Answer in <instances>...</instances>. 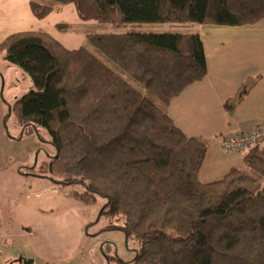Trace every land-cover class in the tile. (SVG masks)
<instances>
[{
    "label": "trees",
    "instance_id": "16d2710c",
    "mask_svg": "<svg viewBox=\"0 0 264 264\" xmlns=\"http://www.w3.org/2000/svg\"><path fill=\"white\" fill-rule=\"evenodd\" d=\"M69 5L80 21L102 27L85 33L86 46L69 50L38 31L0 44L35 86L9 105L10 115L22 137L35 131L55 152L26 169L29 176L79 186L75 198L87 206L102 200V232L139 245L132 264H264V146L240 154L244 168L201 183L208 145L184 135L168 109L207 75L202 39L134 29L253 26L264 21V0L29 1L38 20Z\"/></svg>",
    "mask_w": 264,
    "mask_h": 264
},
{
    "label": "crops",
    "instance_id": "0c3cea01",
    "mask_svg": "<svg viewBox=\"0 0 264 264\" xmlns=\"http://www.w3.org/2000/svg\"><path fill=\"white\" fill-rule=\"evenodd\" d=\"M29 1L0 0V44L13 34L38 31L52 35L69 50L82 47L84 29L63 40L59 37L67 34L54 33L70 32L72 24H78L74 7H57L46 19L38 20ZM55 13L71 19V24L61 23L69 25V30L59 31L55 24L51 31L44 23ZM187 33L202 39L207 75L175 98L168 114L184 135L208 145L199 174L200 182L208 184L243 167V156L224 153L221 139L264 123V21L247 27L192 25ZM18 137L0 131V143L8 147L20 143L21 134ZM32 151L26 159L13 150L0 152V264H22L20 260L82 264L98 245L93 243L99 234L91 227L99 223L100 211L79 202L69 187L29 176L26 169L38 165V160L32 161L38 157L36 147Z\"/></svg>",
    "mask_w": 264,
    "mask_h": 264
},
{
    "label": "rangeland",
    "instance_id": "374dc122",
    "mask_svg": "<svg viewBox=\"0 0 264 264\" xmlns=\"http://www.w3.org/2000/svg\"><path fill=\"white\" fill-rule=\"evenodd\" d=\"M57 7H65V6H57ZM56 7V8H57ZM73 7V6H69ZM71 19H65L62 14L55 13L45 20L44 23L50 25L51 31H54V25L61 23H70ZM71 24V23H70ZM72 31L68 32H58L57 30L54 33L67 34L65 37L60 36V39H67L71 32L79 33L80 30L84 29L86 32H101L102 27L96 22H82L79 21L78 24H72ZM52 26V27H51ZM190 26H180V25H140L134 26L135 31L141 33H187ZM58 29V27H57ZM192 29V28H191ZM80 35V34H79ZM80 37V36H79ZM82 46H86V34L85 40ZM0 131L5 135L12 136L17 139L18 136L22 133V128L18 125L13 115L9 113V105H13L15 100L24 94L30 92L31 90H35V86L31 80V78L22 72L19 68L11 66L8 62L5 61L4 55L0 54ZM40 136L43 138H47V134L45 131L41 130ZM19 138V137H18ZM18 140V139H17ZM36 143L39 145L37 146ZM33 146L36 147V154L38 157L32 158L34 162L38 160V165L45 161H49V157L54 155V149L46 144L41 143L38 135L35 131L31 133L25 134L20 139V143H16L14 146H6L0 143V152H6L13 150L18 155L19 158L26 159L28 155H30L33 151ZM14 147V148H13ZM27 155V156H26ZM208 168V164L206 165V169ZM244 168V167H243ZM264 185V179L262 180ZM70 191H78L81 188L79 186L69 187ZM104 204L102 200L95 205L97 209H99ZM109 222L101 218L99 219V223L96 222L95 225L91 227V231L98 235V240L93 243L97 246H93L91 252L87 254V256L81 262L82 264H108L106 261L105 255L118 257L122 261L128 264H132L130 262L133 261L135 257V251L138 249V244L135 242H126L125 235L118 231H105L102 232L103 228L107 227ZM104 252V253H103ZM7 264H15V263H7ZM17 264V263H16ZM115 264V263H111Z\"/></svg>",
    "mask_w": 264,
    "mask_h": 264
},
{
    "label": "built area",
    "instance_id": "2783aa9c",
    "mask_svg": "<svg viewBox=\"0 0 264 264\" xmlns=\"http://www.w3.org/2000/svg\"><path fill=\"white\" fill-rule=\"evenodd\" d=\"M220 145L226 154H245L257 146H264V123L248 132L223 137Z\"/></svg>",
    "mask_w": 264,
    "mask_h": 264
},
{
    "label": "water",
    "instance_id": "95a60500",
    "mask_svg": "<svg viewBox=\"0 0 264 264\" xmlns=\"http://www.w3.org/2000/svg\"><path fill=\"white\" fill-rule=\"evenodd\" d=\"M20 262H21L22 264H30V262H27V261H24V260H20Z\"/></svg>",
    "mask_w": 264,
    "mask_h": 264
}]
</instances>
